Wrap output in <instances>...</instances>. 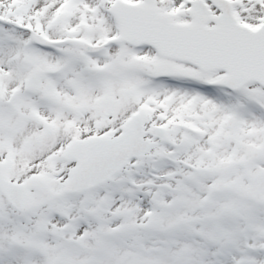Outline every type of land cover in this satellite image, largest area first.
Instances as JSON below:
<instances>
[{
  "label": "snow or ice",
  "instance_id": "snow-or-ice-1",
  "mask_svg": "<svg viewBox=\"0 0 264 264\" xmlns=\"http://www.w3.org/2000/svg\"><path fill=\"white\" fill-rule=\"evenodd\" d=\"M0 264H264V0H0Z\"/></svg>",
  "mask_w": 264,
  "mask_h": 264
}]
</instances>
